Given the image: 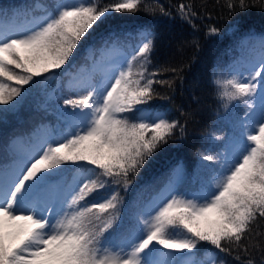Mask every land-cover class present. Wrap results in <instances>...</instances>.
<instances>
[{
    "label": "snow or ice",
    "instance_id": "snow-or-ice-1",
    "mask_svg": "<svg viewBox=\"0 0 264 264\" xmlns=\"http://www.w3.org/2000/svg\"><path fill=\"white\" fill-rule=\"evenodd\" d=\"M239 2L243 9L244 0ZM139 6L140 0H122L105 8L60 0L23 28H5L0 19V105L17 103L22 86L34 77L54 76L53 70L69 62L82 37L110 10L135 13ZM180 7L187 18L185 6ZM126 35L142 41L133 59L142 57V65L146 64L154 33L139 26ZM259 39L264 47V36ZM261 61L246 82L236 76L215 81L222 99L244 103L249 121L245 130L255 134L238 141L223 158L201 153L204 161L219 166L213 181H201L199 189L190 194L172 195L158 211L153 207L154 215L139 214L118 244L112 242V234L120 228L118 194L102 203H87L105 185L91 179L95 169L78 162L101 169L102 176L121 177L127 189L129 174L135 176L180 125L139 107L152 99L153 81H145L143 66L134 73L131 60L118 74L113 65L101 82L83 85L80 91L86 94L65 99L64 105L73 109L68 114L72 118L69 131L46 140L47 147L38 159L29 157L13 171L0 172V264H172L177 254L191 256V264H198L194 250L201 242L220 251L228 250L225 242L239 246L253 222L264 218V123L258 129L251 127L264 120V78L257 79L264 74V56ZM8 81L21 87H12ZM131 114H137L134 120L139 122ZM29 160H33L30 166ZM69 163L77 168V175L66 194L75 191L79 180L84 183L60 215L48 182ZM183 172L181 161L170 170L169 184L179 182ZM198 179L197 173L193 182ZM157 252L163 259H153Z\"/></svg>",
    "mask_w": 264,
    "mask_h": 264
},
{
    "label": "trees",
    "instance_id": "trees-1",
    "mask_svg": "<svg viewBox=\"0 0 264 264\" xmlns=\"http://www.w3.org/2000/svg\"><path fill=\"white\" fill-rule=\"evenodd\" d=\"M57 2L58 0H0V7L7 10H11L13 6L35 9L43 5L46 9H52ZM79 2L85 6L95 4L97 8H105L122 0ZM244 2L246 6L242 9L239 0H140L135 13L110 10L102 22L94 25L82 37L69 62L62 69L53 70V81L58 77L65 80L68 69H75L80 63L88 62V46L94 52L111 43L125 45L127 49L131 47L129 61H132V71L138 73L143 66L145 81H153L152 99L142 106L152 110L158 108L169 122L175 120L180 125L174 129L168 142L153 153L135 176L129 174L130 184L127 189L121 177L102 176L101 169L87 165L95 169L91 179L105 186L97 188L86 202L92 203V198L103 192L107 193V199L116 193L121 201L120 219L117 221L120 228L112 234L115 240L120 241L122 234L135 226L136 217L142 213L145 201L159 188L179 159L184 162L186 180L196 184L202 180L206 170L213 166L208 165L200 154H212L209 151L211 148L218 152L224 137L235 131L229 127L239 126V116H242L246 106L242 101L226 102L222 99L215 81L228 79L227 65L239 54L243 38L255 33L264 34V0ZM230 3L236 6L230 8ZM181 5L185 6L187 18L181 11ZM139 26L149 27L155 36L149 60L143 65L142 57L133 59L138 51L135 49L138 38L126 35L129 32L135 33ZM212 28L218 31L212 33ZM113 32L117 35H111ZM12 70L26 75L20 69ZM47 76L49 74L46 73L41 77H34L29 84L23 85V94L17 98V103L0 105V168L10 161L9 141L13 135L30 136L37 125L45 126L50 120L55 122L61 116L51 103L43 101L40 84L48 85ZM45 77L46 80L42 81ZM7 83L12 87H21L14 81ZM62 93L70 95V99L78 96L75 89L70 91L64 86ZM57 99L63 98L58 95ZM135 115L137 114H131L133 120ZM78 163L86 164L83 161ZM71 166L73 165L69 163L61 167L65 169ZM197 173L200 179L194 183L193 176ZM117 180L120 182L115 183ZM225 247L227 251H220L201 242L194 251L198 256H203V264H264V218L258 217L253 222L251 230L239 246L225 242ZM207 249H212L215 253V259L211 263L206 260L203 252Z\"/></svg>",
    "mask_w": 264,
    "mask_h": 264
},
{
    "label": "rangeland",
    "instance_id": "rangeland-1",
    "mask_svg": "<svg viewBox=\"0 0 264 264\" xmlns=\"http://www.w3.org/2000/svg\"><path fill=\"white\" fill-rule=\"evenodd\" d=\"M60 2V0L58 1ZM68 3H74L79 4L80 2L78 0H66ZM45 8L41 9H27L24 7H15L11 11L12 14L3 12L6 14V17H4L3 20V26L5 28H23L27 26L33 17H39L44 14ZM41 10V11H40ZM48 10V9H47ZM8 14V15H7ZM1 18V17H0ZM264 35H257L252 41L249 40L246 36L244 39V46L243 51L244 55L242 57L238 56L237 59H234L232 63L229 65V68L231 69V75L236 77H243L245 78V82L248 77L255 74V70L261 67V57L264 56V47L261 46V42L259 37ZM92 59L88 62V64L80 65L76 70L66 71L70 73L66 80L63 81L61 79L53 81L51 80L50 76H47V83L48 85L40 84V92L43 97L44 103H51L59 112H63V116H60L61 121H65V127L66 132L69 131L70 125L72 123V118L69 117V113L73 111V109H68V105H64L63 99H70V95L62 93L63 86L67 88L70 91H73L72 85L75 86V88L82 87L89 81L99 83L101 82L105 74L108 72L109 69L113 67V65H116V73L118 74L121 70V67L127 68L128 66V60L126 57V54L122 47L117 45H109L103 49H101L98 53L91 55ZM264 78V74H262V77L257 78L261 79ZM114 79V77H113ZM46 77L42 80L45 81ZM41 81V82H42ZM110 86V85H109ZM81 89V88H80ZM78 90L77 94H86L82 91ZM72 93V92H71ZM61 95L62 100H58L57 96ZM258 102V101H257ZM78 111V110H77ZM147 111V110H146ZM148 112V111H147ZM153 116L155 115H162L160 111H155L152 113ZM259 123H264V120L258 121L256 124L251 125V127H254L258 129ZM69 125V126H68ZM249 125L248 118L245 117V114L243 116H239V126L236 127H229V129H234L235 131L229 132L223 139V142L221 145H219L218 152L214 151L213 148H211L209 151L212 152L213 155H219L221 158H223L225 155H228L231 153L233 148L235 147L236 143L240 140L246 141L247 135L249 134H255L254 131H246V126ZM52 129V127H45V128H38L32 137V140L29 142L28 145L25 144V141L23 140V137H16V139L12 142V147L19 152V156H13L12 160V167H10L6 172H11L15 168H17L20 164H22L25 160H27L29 157H33L34 159H38L39 155H42V149L47 147V143H45L46 140L49 138H55L61 136V132L58 136H56L58 133H55L53 136L49 131ZM242 129V130H241ZM233 133H236L238 136L232 135ZM243 134V136H241ZM35 154V155H34ZM209 154V153H206ZM33 160H29V166L30 163L33 162ZM211 165V161H207ZM75 167V166H74ZM218 165H213L210 168H208L205 172V174L202 176V180L204 182H212L214 177V171L218 170ZM26 170V168H25ZM77 175V168L74 172L71 173L68 178H65L64 176H59L56 179H51L48 184L49 188L54 196V204L56 209L60 210L59 214L63 215L62 209L67 207V202L71 200L72 195L75 194V192L79 191V186L84 183V180L81 179L75 186V191H73L70 194L68 193V188L72 184L73 178ZM173 184H169V181H167L164 186L160 189L159 192L154 194L148 202L144 205L142 213H147L150 215H154L155 211H153V207H155V210L158 211L159 207L163 206V203H166L168 199H171L172 195L175 194H190L194 191L190 192H183L179 191L177 187H175ZM199 189V188H198ZM197 189V190H198ZM196 191V190H195ZM105 198L102 196L95 197L94 202H104ZM58 218V217H57ZM145 218H148L147 215H145ZM113 243H119L115 241L112 238ZM157 248H161V246L157 245ZM168 251V250H164ZM207 256L210 260L214 258V253L209 250L207 252ZM178 256V257H177ZM153 259H163L159 256V253H153ZM193 257L188 255H179L177 254L173 260L172 264H191V260ZM203 256H198L195 254V260L198 262V264H202L203 262Z\"/></svg>",
    "mask_w": 264,
    "mask_h": 264
}]
</instances>
